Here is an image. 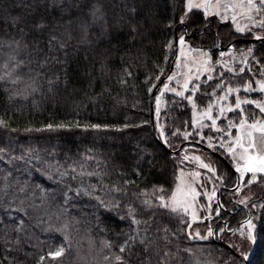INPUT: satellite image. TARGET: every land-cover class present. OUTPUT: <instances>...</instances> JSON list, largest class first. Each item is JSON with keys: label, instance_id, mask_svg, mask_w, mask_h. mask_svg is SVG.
Segmentation results:
<instances>
[{"label": "trees", "instance_id": "16d2710c", "mask_svg": "<svg viewBox=\"0 0 264 264\" xmlns=\"http://www.w3.org/2000/svg\"><path fill=\"white\" fill-rule=\"evenodd\" d=\"M185 25L189 41L213 56L241 38L231 21L201 10L185 15V0H0V118L6 122L0 125V264H118L116 255L125 264H196L198 251L215 264H244L228 240L246 212L236 205V189L221 196L224 219L213 221L214 236L200 240L188 235L189 213L158 207L153 194L163 187L170 195L175 188L177 158L187 146L179 149L186 142L182 133L191 130L189 105L171 106L170 153L151 122V93L170 71L175 36ZM251 45L261 50L264 64V42ZM248 46L238 42L235 48ZM221 149L214 150L223 155ZM73 164L76 179H61ZM219 172L234 186L235 177ZM244 184L254 189L251 216L264 234V179ZM130 208L147 224L133 223ZM65 223L69 241L58 231ZM145 235L152 242L147 249L140 243ZM130 236L136 242L121 253ZM67 243L71 248L62 257L47 256ZM252 251L255 264H264V239Z\"/></svg>", "mask_w": 264, "mask_h": 264}, {"label": "rangeland", "instance_id": "374dc122", "mask_svg": "<svg viewBox=\"0 0 264 264\" xmlns=\"http://www.w3.org/2000/svg\"><path fill=\"white\" fill-rule=\"evenodd\" d=\"M193 10L203 11V9H193ZM207 15H216V14L214 12H211L210 14H207ZM262 18H264V16H258L256 19L257 21H259ZM220 20L222 19L220 18ZM222 21H231L234 30L239 34L241 38H256L258 33L264 36V27H261L258 23L253 24L247 20L240 19L239 17H237V22L240 24L241 27H244L245 25L247 26L246 31L240 32L237 30L236 23H234L230 18L228 20H222ZM178 35L184 36L185 44L181 46L178 43V49L175 54L174 66H173L171 73L173 71L178 72V73H184L188 70V66L192 67V72L195 74L194 82L198 83L200 85V88L193 95L191 92V85H190L189 90L185 92V97L189 95H193V100L196 103V112L198 114L203 112L209 103H213L215 105L217 97L220 95H223L221 88L216 87L221 82L220 73H223L222 79L224 83L231 84L234 88L237 87L238 85L242 86L247 81H250V80L251 81L264 80V64L261 61L262 59V55L260 54L261 50L257 49L258 47H256V45H251V43H249V46L246 48H239V49L234 48V49H229V50H221V47H223L222 45L219 47L220 51L218 50L215 53L216 56H213L212 52L209 49L202 48V47H196L189 41L190 40L189 36L191 35V33L187 29H185L183 32H180ZM181 47L183 48V53L181 52ZM194 49H203V53L193 51ZM249 49H251V51H249ZM204 53H207L211 57L209 67L214 69V71L211 73L213 77V79L211 80L207 78L209 73L207 72L197 73L196 66L192 65V62H191L192 57H195L197 59H201V58L206 59L207 57L204 56ZM221 53H223L224 55L221 56ZM177 57H179L180 68H177V61H176ZM218 61H223V63H218ZM241 68L244 69L243 72L240 71ZM230 69H234V71ZM175 79H179L182 82L183 77L181 75H178ZM175 79L171 82L167 81L166 79L164 83H169L170 88L178 87L175 82ZM163 84L159 88L157 94L154 97L155 122H156L157 130L162 140L165 141V139H167L166 138V134H167L166 123H167L168 118L171 116L169 108L173 105L176 106L177 104H179L178 102L180 101L186 102L187 105H189L191 109V130L185 131L189 133V136L185 138L184 136L185 132L182 133V137L186 141L197 140L199 142L206 144L208 147H210L209 142H208V137H211L212 146L210 148L216 149L218 147L221 148V138L222 137H223L224 142H226L227 144V143H231L233 138L239 135V130L237 128L233 127L231 129H228L227 127L229 120H232L234 123H239V120H240V115L238 114L239 110L226 111L224 116H220L218 112V106H215L213 108V115L218 117V119L216 120V126L213 127L212 122L205 118L200 121V123L203 124V127L200 128L196 124H193L192 122L194 119L192 103L189 102L186 98L180 97L177 94L171 91H168V90H164L163 94H161L160 89L163 88ZM214 88L216 89L215 96L211 95ZM253 89L254 91L246 92L243 89V87H241V90L239 93L240 98L242 100L244 99H251V100H258V101L264 100V92H262L259 89L258 85L253 83ZM158 95L161 97V103L159 105V113L157 114L156 97ZM198 97L205 99L207 101L206 105H201L198 101ZM229 102H231L234 105L235 103L234 95L229 97L228 102H223V103L225 104V106H227ZM241 107L244 109V115L248 117L249 122L253 120H264V113H261L260 109L256 108L255 105L245 103V104H242ZM196 118L199 119L198 116ZM218 129H223V131H218ZM229 130L232 133L231 137L227 135V132ZM222 148L223 149L221 150L224 151V153H222L224 158L236 170V165L237 163L240 162L238 160V157L234 159L233 154L227 151V146L222 147ZM238 151L239 149H237V152ZM180 155L181 156L177 158L178 164H179V172L177 176L178 178H177L176 186L173 189V191H175L177 185L187 186L190 184L192 187L196 189V192L198 193V195L195 200V205L197 206L198 214L200 215V217H202V219L196 222L191 221L192 227L190 231L193 233L191 237L194 240H200L199 237L195 236V230L199 229L201 235L205 236L206 239H208L210 237H213L215 234L214 231H215L216 225L215 226L212 225L213 221L216 220V218L221 219V220L224 219L223 216L221 215L223 211V205H222V202L220 203L218 202L217 191L219 189L220 182H223L225 186H227L226 182L228 181L229 176L226 177L225 175L221 174L222 172L220 173L219 171H223V169H225V172H228L230 177H235V178H231V181H230V183L234 186H227L230 189L224 192L235 190L237 188L238 177L234 171L231 172L230 170H228L229 166L224 160H221V158L219 157L213 156L212 154L208 153L205 150H202L200 147H197L195 145L185 146L182 152L180 153ZM185 157H187V159H185ZM196 157H199L200 159L197 160ZM201 160L204 162V164L210 165V168H214L215 172L211 171L210 168L203 167V165L200 163ZM195 173H199V176H195L194 175ZM238 174L240 175L239 172ZM260 175H263V174H258V176ZM250 177H251V173H246L244 175L243 180L240 179V183H239L240 191L236 193V199H235L236 205L239 204L237 205L239 208L241 205L245 207L244 208L245 209L244 211H246L245 216L243 212H240L239 217H238L243 220H245L246 218H248L249 215H251V210H252L251 205L252 204L250 205L249 201L250 199H253V197L255 196L254 189L252 190L251 188H246L244 184L246 181L248 182ZM213 187L216 190L215 196H211ZM228 195L231 196V194H228ZM209 196H211L210 201H209ZM244 196L249 197L246 203V206L244 204L239 203V201ZM216 201L218 202L219 207L215 205ZM209 204H210V209L208 206ZM211 205L213 206V208ZM200 206H203V207H200ZM209 210L211 212L210 219L207 218ZM217 210H219L218 214H217ZM189 211H191V209ZM230 211L236 213L238 209L236 208L235 210H230ZM205 221H209V223L205 224ZM209 226L213 229V232H214L212 236L207 235V228ZM228 240L230 243H232L234 247L239 245L240 248L236 247L239 251L241 250L247 251L248 255L246 259L248 260V264L256 263V259L253 258V256H252V259L250 258L255 244H250L247 239H245L244 237H241L239 231H235L231 235V238ZM194 256H196V258L194 259L196 264H215L208 258V256L205 253H200V251H198L197 255L195 254Z\"/></svg>", "mask_w": 264, "mask_h": 264}, {"label": "snow or ice", "instance_id": "6c2138e0", "mask_svg": "<svg viewBox=\"0 0 264 264\" xmlns=\"http://www.w3.org/2000/svg\"><path fill=\"white\" fill-rule=\"evenodd\" d=\"M193 9H203L204 13L210 14L211 12H214L216 15H218L222 20H228L229 18L236 23L237 30L240 32L246 31L247 26L241 27L240 24L237 22V17L240 19L247 20L253 24H259L261 27H264V18L257 21L258 16H264V0H185V15H187L188 12H191ZM184 16H181V22L184 20ZM257 39H264V36L261 34H257ZM55 39V38H53ZM179 44L183 46L185 44L184 36L181 35L178 38ZM167 47L171 48L172 44L169 42ZM193 51L203 53V49H194ZM251 51V49H249ZM181 52L183 53V48L181 47ZM224 54L221 53V56ZM204 56L207 58H201L197 59L195 57L191 58L192 65L196 66V72H207L209 73L208 79H213L211 73L214 71L213 68L209 67V63L211 61L210 55L207 53H204ZM177 61V68H180L179 63V57L176 58ZM20 63H23L22 61ZM218 63H223V61H218ZM8 65L5 64V68H7ZM13 67H18V65H14ZM234 71V69H230ZM162 71V70H161ZM241 72L244 71L243 68L240 69ZM10 75V73H8ZM128 75H131V73H128ZM178 75H181L183 77V80L175 79ZM194 73L192 72V67L188 66V70L184 73H178L173 71L170 75L167 76V81L171 82L175 79V82L178 87H171L169 86V83H164L163 88L160 89L161 94H163L164 90L171 91L175 94H177L180 97L186 98L189 102L192 103L193 108V124H196L198 127L202 128L203 124L200 123L203 119H208L212 122V126H216V120L218 117L213 115V108L215 106H218V112L220 116H224L226 111H234L239 110L240 120L239 123H234L232 120L228 121V129H231L233 127L237 128L239 130V135H237L235 138H233L231 143L224 142L223 137L221 138V147L227 146V151L233 154V158L236 159L238 157V160L240 161L236 165V170L240 173V179L243 180L244 175L246 173H251V177L248 180V183L251 184L252 182L258 180V179H264V177L258 176V174H264V120H253L249 122L248 117L244 115V109L241 107L242 104L248 103L255 105L256 108H259L261 113H264V100L258 101V100H251V99H244L242 100L240 98V90L241 87L246 92L254 91L253 89V83L258 85L259 89L264 92V80H257V81H247L244 85L237 87H233L231 84H225L222 77L223 73H220L221 76V82L216 87L221 88V91L223 92V95H220L216 99L215 105L213 103H209L208 106L204 109L203 112L197 113L196 112V103L193 100V95L199 90L200 85L198 83L194 82ZM0 79H3V77H0ZM156 79H159V76L156 77ZM191 85V92L193 95H189L185 97V92L189 90V87ZM151 91V89H149ZM211 95H216V89H213V92ZM235 98L234 105L229 102L227 106L223 102H228L229 97L233 96ZM161 103V97L158 95L156 97V105H157V114L159 113V105ZM199 117L197 119L196 117ZM6 122L0 118V125H5ZM65 125L61 124L57 127H64ZM92 128L99 129L101 127L107 128L108 125H101V124H92L90 125ZM127 125H125L126 127ZM47 128L51 129L53 128L52 124L46 125ZM179 129H177V132ZM218 131H223V129H218ZM175 134V133H174ZM227 135L229 137L232 136L231 131L229 130L227 132ZM185 138L189 136L188 132L184 133ZM212 138L208 137L209 146H212L211 143ZM165 143H167V140H165ZM237 149L239 151L237 152ZM187 159V157H185ZM197 160H199V157H196ZM200 163L205 168H210V165L204 164V162L201 160ZM80 175H84L83 171V165H80ZM69 169L71 171H69ZM211 171L215 172L214 168H210ZM59 171V169H57ZM182 171V170H181ZM88 175H91V173H87ZM77 175V166L76 165H69L68 168L64 169L60 172V177L63 179L65 176H71L72 179H76ZM195 176H199V173H195ZM222 179V178H221ZM69 191H72V188L70 185H68ZM237 192L240 191V186L238 185L236 188ZM76 194L78 195L80 193V188L75 189ZM157 190L153 189V194L155 196V200L158 201L157 206L168 209L171 212H177V211H183L185 213H189L191 216V221L196 222L198 220H201L202 217L198 214L197 206L195 205V200L198 195L196 192V189L192 187L190 184L187 186H181L177 185L175 191L171 192L170 195H166L165 190L163 187H160L158 192L159 194H156ZM216 190L213 187L211 196H215ZM146 195V194H145ZM211 196H209V201L211 200ZM64 203L67 204L69 202L68 193L66 192L64 194ZM249 197L244 196L239 203L244 204L246 206V203L248 201ZM146 205L149 207L152 206V201L145 199L143 201ZM203 207V206H200ZM253 207H256L254 204ZM191 209V211H189ZM210 209V204H209ZM64 211H67L65 209ZM217 210V214H218ZM135 213V209L129 210V215L131 216L132 222L136 225H139L141 223L147 224V221L138 220ZM211 218V212L209 210L208 217ZM20 225H23V221H20ZM187 227L191 229L192 224L188 223ZM58 231H62L64 233V240L69 241V224L65 223L61 229H58ZM137 232H139V227L136 229ZM145 233H147L148 228H145ZM159 231V229H157ZM165 232H167V229H164ZM221 231H224L223 228H221ZM234 231H239L240 236L244 237L249 241L250 244H255L257 242V239H264V234L257 232V224L254 222V218L249 215L248 218H246L239 226L238 229H235ZM214 234L213 229L209 226L207 228V235L212 236ZM189 236H192L193 233L190 231L188 232ZM195 236L199 237L200 239H206L205 236H202L199 229L195 230ZM166 238V237H165ZM137 240L136 236H130L128 240H125L123 244L120 246V252H124L125 247L129 245L130 242L135 243ZM140 243L144 245L145 249L149 248L152 244L151 241H148L147 236L140 237ZM106 247H111V242H105ZM237 248H240L239 245L236 246ZM71 248V244L67 243L66 245L62 244L58 246L55 250H50L47 253L48 257H51L52 259H56L59 257H62L65 251ZM187 251H190L187 250ZM168 255L167 252L164 253V256L166 257ZM241 259L247 258V251L241 250L240 253ZM41 261H43L45 258L42 256ZM105 259H108V257H105ZM115 260L118 262V264H125V257L123 255H116ZM166 264V261H165Z\"/></svg>", "mask_w": 264, "mask_h": 264}, {"label": "water", "instance_id": "95a60500", "mask_svg": "<svg viewBox=\"0 0 264 264\" xmlns=\"http://www.w3.org/2000/svg\"><path fill=\"white\" fill-rule=\"evenodd\" d=\"M187 26L185 25V29ZM179 35L176 34L175 36V41H174V49H175V52H177V49H178V43H179ZM238 42H242V43H256V42H264V39H257V38H239V39H236L234 41H232L231 43L227 44L226 46H223L221 47V50H229V49H234L235 48V45L236 43ZM173 66H174V61L171 65V69L170 71L168 72V74H166L165 76L162 77V79H160V81H158V83L155 85L152 93H151V102H152V109H151V122H152V128H153V134L155 136V138L157 139V141L160 143L161 146H163L168 152H173L174 150L170 149V147L163 141H161L158 137V134H157V127H156V122H155V110H154V97L155 95L157 94L159 88L162 86V84L165 82V80L167 79V76L171 73L172 69H173ZM185 145H195L197 147H200L204 150H206L208 153L212 154V155H215L219 158H221L222 160H224L227 165L230 167V169L232 171H234L238 177V185L240 183V175L238 174V172L228 163V161L224 158L223 155H221L220 153L216 152L214 149L208 147L206 144L202 143V142H199L197 140H189V141H186L184 142L183 144L180 145L179 149H181L182 147H184ZM230 188L225 186V184L223 182H220L219 183V189L217 191V198H218V202L220 203L221 202V195L224 191H227L229 190ZM243 206V205H242ZM229 247V246H228ZM230 248V247H229ZM240 257V255H238ZM244 260V264H248V260L247 259H243Z\"/></svg>", "mask_w": 264, "mask_h": 264}, {"label": "flooded vegetation", "instance_id": "af4514ba", "mask_svg": "<svg viewBox=\"0 0 264 264\" xmlns=\"http://www.w3.org/2000/svg\"><path fill=\"white\" fill-rule=\"evenodd\" d=\"M222 160V159H221ZM244 220H242L241 222H243ZM224 224H226L225 226L227 227L229 225L228 221H224Z\"/></svg>", "mask_w": 264, "mask_h": 264}]
</instances>
